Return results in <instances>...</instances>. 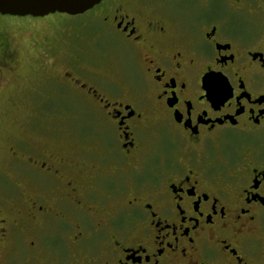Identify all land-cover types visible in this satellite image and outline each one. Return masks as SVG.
<instances>
[{"label": "flooded vegetation", "instance_id": "obj_1", "mask_svg": "<svg viewBox=\"0 0 264 264\" xmlns=\"http://www.w3.org/2000/svg\"><path fill=\"white\" fill-rule=\"evenodd\" d=\"M80 16L98 46L29 104L75 149L36 151L31 184L0 175L3 244L23 264H264V0H103Z\"/></svg>", "mask_w": 264, "mask_h": 264}, {"label": "rangeland", "instance_id": "obj_2", "mask_svg": "<svg viewBox=\"0 0 264 264\" xmlns=\"http://www.w3.org/2000/svg\"><path fill=\"white\" fill-rule=\"evenodd\" d=\"M88 21L85 16L60 13L40 18L0 15V76L3 78L0 80V175L3 173V178L10 185L33 183L32 179L22 177L20 165L36 158V151L47 155H40V162L49 163L51 154L70 153L75 149V141L66 123L55 122L53 125L51 118L48 120L50 112L49 117L47 113L38 116L29 104L35 102L36 90L44 95L52 89L68 87L64 73L72 70L76 60L82 59L79 56L90 54L88 47L94 38L89 35L98 29V24L92 23L87 32L85 24ZM94 45L98 46L96 40ZM110 65L119 69L117 62H110ZM98 68L106 71L102 66ZM108 70L112 68L108 67ZM22 140L28 143L26 151L20 150ZM8 195L5 193V198L17 211L19 199ZM20 240L18 236L21 247ZM61 241L48 239L51 246L66 258V249ZM1 258L6 264H23V253L19 247L15 244L8 247L0 239Z\"/></svg>", "mask_w": 264, "mask_h": 264}, {"label": "water", "instance_id": "obj_3", "mask_svg": "<svg viewBox=\"0 0 264 264\" xmlns=\"http://www.w3.org/2000/svg\"><path fill=\"white\" fill-rule=\"evenodd\" d=\"M103 0H0V14L14 17H45L51 14L83 15ZM206 81V80H205Z\"/></svg>", "mask_w": 264, "mask_h": 264}]
</instances>
